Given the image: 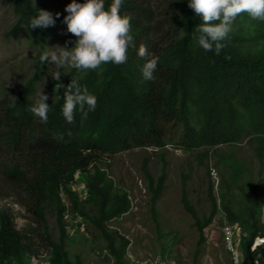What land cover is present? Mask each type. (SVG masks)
<instances>
[{"label":"trees","instance_id":"trees-1","mask_svg":"<svg viewBox=\"0 0 264 264\" xmlns=\"http://www.w3.org/2000/svg\"><path fill=\"white\" fill-rule=\"evenodd\" d=\"M161 1L154 7L152 2L125 0L121 11L132 16L131 34L136 45L129 48L125 64L109 62L96 70H61L66 86L75 78L97 97L95 111L83 121L77 111L72 124L61 114L64 90L55 87L58 81L50 77L49 63L39 60L50 42L71 47L77 39L63 22L66 5L72 0H35V6L34 0L14 3L15 28L26 34L36 54L32 57L33 72L21 87L9 90L0 86V173L7 194L22 191L27 196L28 207L40 226L39 236L49 247L51 264H72L64 251L69 236L67 212L85 218L86 231L104 242L114 264H130V240L109 224L129 213L132 202L129 192L100 167L106 156L139 149L164 150L175 139L190 151L250 137L260 142L258 156L264 159V22L240 14L221 53L216 55L203 50L193 39L194 29L202 21L187 0ZM109 3L111 0H106V7ZM38 10L53 13L55 25L29 27L30 18ZM141 44L159 57L155 78L150 81L144 80L140 71L144 59L138 57L137 50ZM42 88H46L50 105L44 123L28 110ZM150 160H145L142 171L156 216L168 162L162 153L160 173L156 175L149 167ZM187 178L184 174L183 204L199 230L200 251L206 241L205 231L220 206L211 183V211L201 219L186 190ZM80 182H86V201L72 190ZM263 188L264 181L251 187V201L246 207L245 215L250 219L245 237L248 264H254L257 256L251 253L250 245L255 237L264 235L260 216ZM65 199L70 207L65 206ZM221 207L232 221L241 217L225 196ZM26 238L0 211V264H10L13 256L33 251L32 244L25 248ZM76 264L85 263L78 258ZM260 264H264V253Z\"/></svg>","mask_w":264,"mask_h":264},{"label":"rangeland","instance_id":"rangeland-1","mask_svg":"<svg viewBox=\"0 0 264 264\" xmlns=\"http://www.w3.org/2000/svg\"><path fill=\"white\" fill-rule=\"evenodd\" d=\"M15 1L0 0V86L9 90L21 87L31 75L32 57L36 54L26 34L15 28ZM141 1L152 2L154 7L163 3L161 0ZM56 46L67 45L63 42L49 44V47ZM56 70L53 64H48L50 77ZM45 90L40 89L41 94H45ZM260 145L257 140L247 137L239 142L189 151L175 139L164 150L139 149L104 157L99 163L100 167L108 171L118 186L129 192L132 202L129 213L109 224L130 240L127 253L130 264H232L224 244L223 227L226 223L234 222L239 224L242 236H248L250 219L245 214L251 201V187L264 181V159L262 161L258 156ZM164 152L168 162L167 177L154 216L142 167L145 160L150 158V169L159 175L160 155ZM184 174L188 177L186 190L189 198L201 219L208 217L211 211L208 199L211 183L214 184V195L220 206L212 224L205 231L206 241L200 251L199 230L183 204ZM72 190L86 201V182L78 183ZM0 193L1 213L8 215L15 228L27 237L24 240L25 248L32 244L33 249L21 257L13 256L10 264H39L46 260L50 256L49 247L39 236L40 226L28 207L27 196L22 191L7 194L1 173ZM223 196L237 216L241 215L239 220L232 221L223 210ZM64 202L65 206H71L66 199ZM260 210L264 233V204ZM65 220L69 236L64 251L72 264H76L78 258L85 264H114L109 252L104 249V242L86 231L87 226L82 228L77 225L74 218ZM245 262L248 264L246 255Z\"/></svg>","mask_w":264,"mask_h":264},{"label":"clouds","instance_id":"clouds-1","mask_svg":"<svg viewBox=\"0 0 264 264\" xmlns=\"http://www.w3.org/2000/svg\"><path fill=\"white\" fill-rule=\"evenodd\" d=\"M124 2L111 0L106 7V0H72L66 5L67 15L63 22L67 31L77 38L71 42L73 46H45L40 54L41 64L48 62L57 69L51 76L58 81L55 87L64 90L61 114L69 124L74 123L77 111L81 113V120H86L88 114L96 109L97 97L75 78L66 86L61 79V70L65 67L96 70L109 62L125 64L129 48H136L131 34L132 16L121 11ZM187 3L202 21L194 29L193 39L203 50L214 51L216 55L221 53L225 46L223 42L233 32L234 22L240 14L247 13L252 20L264 22V0H187ZM55 23L53 13L38 10L37 15L30 18L29 27L47 28ZM137 55L144 59L140 69L142 78L153 80L159 57L144 44L139 46ZM48 99L42 93L28 109L41 123L48 119Z\"/></svg>","mask_w":264,"mask_h":264},{"label":"built area","instance_id":"built-area-1","mask_svg":"<svg viewBox=\"0 0 264 264\" xmlns=\"http://www.w3.org/2000/svg\"><path fill=\"white\" fill-rule=\"evenodd\" d=\"M66 218H74L77 225H81L82 228H86L87 223L85 218L76 214L73 216L70 212L66 213ZM224 244L228 254L230 255L232 264H245V241L246 238L240 233L239 224L226 223L223 227ZM250 251L256 254L254 264L261 263V255L264 253V235L260 234L254 238L250 245ZM39 264H51L48 260L41 261Z\"/></svg>","mask_w":264,"mask_h":264}]
</instances>
